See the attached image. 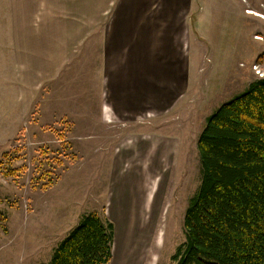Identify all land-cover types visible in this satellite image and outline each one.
<instances>
[{"label": "rangeland", "instance_id": "obj_1", "mask_svg": "<svg viewBox=\"0 0 264 264\" xmlns=\"http://www.w3.org/2000/svg\"><path fill=\"white\" fill-rule=\"evenodd\" d=\"M93 1L66 0L63 81L47 85L17 71L10 12L2 11L0 264H46L89 212L114 225L108 264H174L200 184L198 136L223 103L264 78V0H191L192 63L182 89L164 92L153 121L149 112L131 123L101 120L98 66L81 40L105 24Z\"/></svg>", "mask_w": 264, "mask_h": 264}, {"label": "crops", "instance_id": "obj_2", "mask_svg": "<svg viewBox=\"0 0 264 264\" xmlns=\"http://www.w3.org/2000/svg\"><path fill=\"white\" fill-rule=\"evenodd\" d=\"M188 1L92 2L99 8L94 16L105 18V24L83 30L81 40L89 43L84 56L92 55L98 66L101 120L114 117L131 123L149 112L147 121H153L152 117L162 112L164 92L182 89L192 63ZM0 4V24L8 14L2 12L4 7L10 12L6 23L13 34L11 47L17 71L27 81L37 80L41 85L63 81L60 70L66 64V0H0ZM165 77L170 79V87L162 81ZM116 241L120 252L118 238ZM127 250L131 252L129 247Z\"/></svg>", "mask_w": 264, "mask_h": 264}, {"label": "trees", "instance_id": "obj_3", "mask_svg": "<svg viewBox=\"0 0 264 264\" xmlns=\"http://www.w3.org/2000/svg\"><path fill=\"white\" fill-rule=\"evenodd\" d=\"M200 184L184 213L174 264H264V78L223 103L197 139ZM114 225L96 212L46 264H108Z\"/></svg>", "mask_w": 264, "mask_h": 264}, {"label": "built area", "instance_id": "obj_4", "mask_svg": "<svg viewBox=\"0 0 264 264\" xmlns=\"http://www.w3.org/2000/svg\"><path fill=\"white\" fill-rule=\"evenodd\" d=\"M258 74H259V77H263V75H264L263 73H259V72H258Z\"/></svg>", "mask_w": 264, "mask_h": 264}, {"label": "bare ground", "instance_id": "obj_5", "mask_svg": "<svg viewBox=\"0 0 264 264\" xmlns=\"http://www.w3.org/2000/svg\"><path fill=\"white\" fill-rule=\"evenodd\" d=\"M259 16H260V15H259ZM123 254H124V253H122V256H123ZM129 255H130V254H129ZM121 259L123 260L124 258H121ZM114 262H115V261H114Z\"/></svg>", "mask_w": 264, "mask_h": 264}]
</instances>
